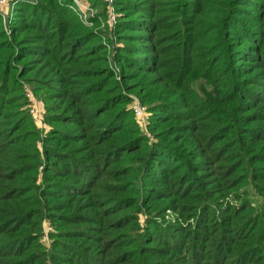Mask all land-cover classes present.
<instances>
[{
	"label": "trees",
	"instance_id": "1",
	"mask_svg": "<svg viewBox=\"0 0 264 264\" xmlns=\"http://www.w3.org/2000/svg\"><path fill=\"white\" fill-rule=\"evenodd\" d=\"M112 3L110 34L57 0H21L9 35L0 19V264H264L261 215L218 202L264 195V0ZM24 82L42 136L6 111ZM164 206L194 222L159 221ZM43 219L71 226L52 252Z\"/></svg>",
	"mask_w": 264,
	"mask_h": 264
},
{
	"label": "rangeland",
	"instance_id": "2",
	"mask_svg": "<svg viewBox=\"0 0 264 264\" xmlns=\"http://www.w3.org/2000/svg\"><path fill=\"white\" fill-rule=\"evenodd\" d=\"M21 1V0H20ZM19 0H8L7 4H0V19L3 25V30L7 35L10 33L9 24L13 19L16 17V14L18 13L17 9L20 4ZM30 3H36L37 0H27ZM61 5H64L65 7L69 8L71 11H73L76 16L78 17L79 21L84 24L85 26L92 27L96 30H100L102 33L110 34L112 33V25L109 22V15L111 16V13L113 12L115 15L117 14V11L114 8V4L111 3L109 0H80L82 3L78 4L75 3L74 0H70L68 2H64V0H57ZM79 1V0H76ZM117 17V15H116ZM11 26V24H10ZM24 90L25 95L27 92H31L33 95V98L36 101H44L42 90H34L35 87L34 82H24ZM23 88V87H22ZM11 94V93H9ZM137 97V95H132L131 101L128 103V107H131V104L133 102V98ZM8 97L7 95L3 94V101L7 102L6 100ZM26 102L25 106L20 107V103L23 102V100H17L15 102H10L6 106V111H12L15 113H18V117H21V113L23 115H27L24 120V130H27L30 134H36L39 133V135H44L46 131L49 129V125L43 121V117L40 119L39 114H36L35 112H30V108L33 107V105L29 108V98L26 95ZM146 106L145 104H142ZM4 107V106H3ZM147 108V107H146ZM22 111V112H21ZM43 111L45 112L44 102H43ZM21 112V113H20ZM29 113V115H28ZM133 113V112H132ZM150 112L148 109L144 112V114L141 117L133 116V121L138 125L140 131H145L146 135L148 137H151L150 132L148 131V122L150 118ZM29 139V138H28ZM26 140V142L29 143V140ZM41 143L40 141L37 142V146L40 147ZM137 182V181H135ZM150 183V182H149ZM139 185V184H138ZM134 191H137V188H135ZM239 197H235L234 193L227 194L225 197L219 199V203L222 204L221 208H226L228 206L230 207H246L250 206L252 208L251 210V217L259 213L262 217V221L264 224V195H262L261 192H259L254 186L250 183L248 184L244 189H241L239 192ZM245 203V204H244ZM219 207L216 206L215 209H218ZM163 213L159 216V221L166 222L167 223H173L176 222L180 226H187L189 224H192L194 222V219L197 214V210L190 209L184 212H176L169 208L168 206L163 207ZM146 209L142 210V213L139 214V222L142 224L145 219L144 212ZM220 213V212H219ZM217 212L216 215H219ZM250 216L248 210H242L240 217H248ZM41 235L39 236V243L42 247L48 249L49 252H52V242L54 237H58L59 233L63 232L65 229H69L71 226H63V222L60 220H56L55 222L51 223L50 221L43 219L41 222ZM244 231H250V227L244 228ZM100 237H103L105 234H96ZM256 238H261L260 234H256ZM81 241V240H80Z\"/></svg>",
	"mask_w": 264,
	"mask_h": 264
},
{
	"label": "built area",
	"instance_id": "3",
	"mask_svg": "<svg viewBox=\"0 0 264 264\" xmlns=\"http://www.w3.org/2000/svg\"><path fill=\"white\" fill-rule=\"evenodd\" d=\"M75 3L81 4L82 2L76 1L74 0ZM8 0H0V4H7ZM117 15V14H116ZM116 15L112 12L111 16L109 15V22L111 23L112 27L115 24L116 21ZM27 97L29 98L30 104H29V108L31 105H33V107L30 108V112H35L36 114H39L40 119L43 117L44 111H43V102L42 101H36L33 98V95L31 92H27L26 93ZM131 109L133 114L136 117H141L144 112L147 110L146 106L142 105V103L140 102V100L136 97L133 98V102L131 104ZM33 114V113H32Z\"/></svg>",
	"mask_w": 264,
	"mask_h": 264
}]
</instances>
